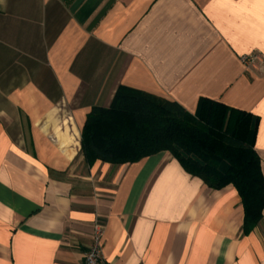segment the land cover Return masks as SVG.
Masks as SVG:
<instances>
[{"label": "crops", "instance_id": "crops-1", "mask_svg": "<svg viewBox=\"0 0 264 264\" xmlns=\"http://www.w3.org/2000/svg\"><path fill=\"white\" fill-rule=\"evenodd\" d=\"M264 0H0V264H264L235 188L167 151L87 166L80 131L119 85L194 113L200 97L258 117L264 191Z\"/></svg>", "mask_w": 264, "mask_h": 264}, {"label": "trees", "instance_id": "trees-1", "mask_svg": "<svg viewBox=\"0 0 264 264\" xmlns=\"http://www.w3.org/2000/svg\"><path fill=\"white\" fill-rule=\"evenodd\" d=\"M258 117L200 97L194 113L177 102L119 85L107 107L92 106L80 131L79 153L96 161L124 164L169 152L207 187L232 185L243 208L242 232L250 233L264 205L260 160L254 149Z\"/></svg>", "mask_w": 264, "mask_h": 264}, {"label": "built area", "instance_id": "built-area-1", "mask_svg": "<svg viewBox=\"0 0 264 264\" xmlns=\"http://www.w3.org/2000/svg\"><path fill=\"white\" fill-rule=\"evenodd\" d=\"M239 60L247 70L264 69V58L259 56V54L252 53L241 55ZM102 234L103 231L101 227L98 224H95L92 233V241L83 253L82 264H106L102 255Z\"/></svg>", "mask_w": 264, "mask_h": 264}]
</instances>
